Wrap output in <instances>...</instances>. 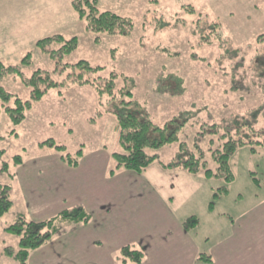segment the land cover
Wrapping results in <instances>:
<instances>
[{
	"label": "rangeland",
	"instance_id": "rangeland-1",
	"mask_svg": "<svg viewBox=\"0 0 264 264\" xmlns=\"http://www.w3.org/2000/svg\"><path fill=\"white\" fill-rule=\"evenodd\" d=\"M98 9L130 19L132 33L89 31L73 0H0V63L22 73L0 77V87L30 101L31 89L24 80L36 71L50 72L61 81L64 75L58 69L86 61L104 68L100 75L104 79L116 75L117 94V101L106 95L100 106L90 85L54 88L32 104L18 126L2 112L0 186L12 187L14 207L0 221V264H16L5 250L19 249L20 238L7 229L20 213L39 222L78 206L87 209L90 222L62 226L49 243L31 252L29 264H105L108 254L118 257L109 263L125 264L121 250L113 245L137 251L141 244L157 247L163 226L193 216L200 221L192 229L200 255L212 257L211 262L197 264H264V147L256 154L250 147L236 152L230 161L234 180L228 185L223 179H207L203 172L194 175L162 167L180 153V143H186L190 152L202 150L209 168L216 170L209 148L222 142L207 136L199 150L195 138L231 116H244L256 129H264V117L253 114L264 106V0H99ZM199 19L218 24L233 48L240 50L234 61H221L217 41L202 42L196 31ZM56 36L66 41L77 38L78 48L52 58L36 47ZM60 47L56 43L51 48ZM166 51L178 56L170 57ZM29 53L32 60L24 65ZM233 69L237 80L246 76L248 90H230ZM121 91H132V98H121ZM121 100L137 103L140 108L129 110L139 117L148 115L159 127L174 119L184 125L178 142L148 150L158 160L143 174L118 169L113 156L123 148L116 118L105 109ZM49 140L66 152L42 146ZM80 150L83 157L77 169L62 170L61 164L57 171L50 160L42 161L75 158ZM17 156L24 162L20 171ZM223 187L228 194H222ZM61 197L65 198L46 209ZM99 241L110 244L101 248Z\"/></svg>",
	"mask_w": 264,
	"mask_h": 264
},
{
	"label": "trees",
	"instance_id": "trees-1",
	"mask_svg": "<svg viewBox=\"0 0 264 264\" xmlns=\"http://www.w3.org/2000/svg\"><path fill=\"white\" fill-rule=\"evenodd\" d=\"M99 0H73L74 10L81 19L88 22V30L91 32H103L121 36H128L132 33L134 25L128 18L121 17L111 12H100L98 9ZM192 11H194L192 9ZM196 31H199L200 38L204 44H210L214 40L218 42L222 51L221 61H234L240 50L233 48L232 44L226 39L220 31L218 24H210L208 21L199 19ZM204 26V27H203ZM176 28V26H172ZM213 30L206 34L205 29ZM61 44L58 50L52 49V45ZM36 47L47 52L52 58H59L69 55L78 48L77 38L66 41L62 36H56L37 42ZM170 57L178 56L176 53L166 51ZM193 60H200L193 56ZM32 60V53H29L23 60L24 65H29ZM104 68L93 67L86 61H81L75 65H65L61 70L58 69L59 75H64L61 81L56 79V75L47 71L38 70L32 77L25 79V84L31 89V100L23 101L17 96L7 92L0 87V117L5 111L15 126L21 125L26 119V112L32 108L34 102L41 101L47 93L54 88L64 89L70 85L86 86L90 85L95 88L99 97L100 106H104V98L108 95L111 102L117 101L115 91L116 75L112 74L109 79H104L100 75ZM6 74H22L20 68L9 66L5 67L0 63V77ZM236 69L231 71V91L248 90L245 84L246 76L237 80ZM264 92V85L261 87ZM162 89V88H161ZM163 90V89H162ZM164 91V90H163ZM121 98L125 96L132 98V91H121ZM13 105H10L12 104ZM116 105V103L114 104ZM110 105L106 107V113L112 114L117 121L119 129V142L123 148L122 153H115L113 156L117 161V168L143 174L157 160V155H150L149 149H160L164 146L179 141V132L184 127L177 119L163 127H159L148 118V115L139 117L133 114L129 109L132 106L140 108L134 101L121 100L117 106ZM261 110V111H260ZM254 111L255 117L262 115L263 109ZM102 113L99 112L98 115ZM209 129L198 134L195 138L194 147L200 150V143L207 136L215 135L222 144L216 149L210 146L212 160L217 164V169L209 168L206 154L199 152H190L186 143H180V153L168 165L162 167L168 170L181 169L189 174L202 173L207 179H223L226 184H231L234 180L230 161L236 152L244 147H250L252 154L257 153L258 147H264V129H256L251 125L247 118L241 115L231 116L222 120L218 124L208 127ZM213 143V141H210ZM48 146L57 150L59 153L66 152V148L56 145L52 140L42 143V146ZM83 157V150L78 151L75 158L71 155L62 156V160L71 168H77L79 161ZM16 166L23 163L21 157H15ZM3 170H7L4 166ZM114 175V172H112ZM13 179L14 175L10 174ZM222 194H228L227 187H223ZM11 186H0V221L14 207V202L10 197ZM213 208V207H212ZM91 220L90 215L84 207L78 206L70 210L62 211L57 217L46 221H28L21 215L16 223L11 225L7 231L20 238L19 249L14 251L12 248H6L5 255L13 259L16 264H29L32 251L40 249L49 243L56 234H58L65 224H88ZM199 219L195 216L184 221L186 230L199 226ZM123 261H132L135 264H141L144 259V253L127 246L121 250ZM211 262L210 257L200 258Z\"/></svg>",
	"mask_w": 264,
	"mask_h": 264
},
{
	"label": "crops",
	"instance_id": "crops-1",
	"mask_svg": "<svg viewBox=\"0 0 264 264\" xmlns=\"http://www.w3.org/2000/svg\"><path fill=\"white\" fill-rule=\"evenodd\" d=\"M49 160L56 165V170L59 171L60 166L62 164V170H70L71 167H69L62 159L61 161H53V158L50 159H43ZM39 162V161H38ZM46 162V163H47ZM80 166V163H79ZM79 166L77 168H79ZM24 168V162L17 165V170H23ZM73 168V169H77ZM179 170V169H175ZM12 192V187H11ZM10 192V193H11ZM65 197H61L56 199L55 201H51L46 207V209L50 208L53 204H56L58 200L62 201ZM85 208V207H84ZM86 209V208H85ZM87 211V209H86ZM88 212V211H87ZM23 215L26 217L25 213H20L19 216ZM164 228V237L163 240L159 242V246L157 247H150V245H142L140 246V250L144 253V259L141 264H197L199 262H202L203 260L200 259L202 255H200V250L197 246V241L194 237V234L192 233V229L186 230L184 227V222H178L175 225H166L163 226ZM102 246L101 248L107 247V244L110 243H103L99 241ZM113 244V243H112ZM116 249H118V252L122 250L124 247H127V245H113ZM132 247V246H129ZM108 260L105 264H116L115 261L110 260H116L118 257L115 254H108ZM211 257V256H210ZM212 260V257H211ZM125 264H134L129 262H124Z\"/></svg>",
	"mask_w": 264,
	"mask_h": 264
}]
</instances>
